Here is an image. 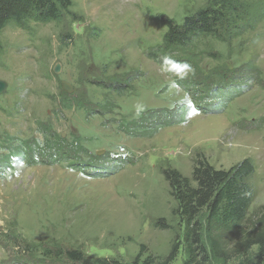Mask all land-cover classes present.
I'll use <instances>...</instances> for the list:
<instances>
[{
  "label": "rangeland",
  "instance_id": "374dc122",
  "mask_svg": "<svg viewBox=\"0 0 264 264\" xmlns=\"http://www.w3.org/2000/svg\"><path fill=\"white\" fill-rule=\"evenodd\" d=\"M72 15L55 23L11 25L0 37V138L41 141L46 128L79 138L91 153L128 160L119 173L89 178L67 165L27 166L0 180V264H52L45 250H79L87 259L136 264L139 254L168 264L180 245L183 224L176 215L163 171L190 178L197 161L229 170L250 159L254 201L237 233H222L225 264H264L258 247L236 250L253 230L264 228V23L234 42L201 39L168 67L150 60L165 29L156 16L181 23L204 8V0H73ZM67 37V38H66ZM176 57V56H175ZM247 64L242 93L220 114L192 111L188 122L157 136L134 138L118 126L148 109H173L191 102L183 83L198 76H226ZM132 78L129 94L108 97L111 78ZM75 97L94 109L112 102L111 113L68 110ZM109 98V100H108ZM160 221H163L161 224ZM182 250L169 264H184ZM60 263L68 264L63 258Z\"/></svg>",
  "mask_w": 264,
  "mask_h": 264
},
{
  "label": "trees",
  "instance_id": "16d2710c",
  "mask_svg": "<svg viewBox=\"0 0 264 264\" xmlns=\"http://www.w3.org/2000/svg\"><path fill=\"white\" fill-rule=\"evenodd\" d=\"M204 1V8L186 16L181 23L165 15L156 16L165 33L160 44L147 51L150 60L168 67L193 63L188 58L179 59L177 54H184L201 39L234 42L256 32L264 23V0ZM73 7V0H0V37L11 25L26 31L31 21L39 24L59 22L72 15ZM249 66L247 64L228 80L226 76L220 78L217 75L189 78L183 83V89L192 92L191 102H181L173 109H148L135 118L122 119L118 126L128 136L150 139L162 130L186 124L192 111L224 113L244 90ZM131 82V77L125 80L111 78L103 90L108 97L122 98L130 93ZM62 106L68 110L113 112L112 102L95 104L92 109L73 96L64 98ZM83 143L79 138H63L48 128L42 131L41 141H18L9 136L0 138V180L7 176L8 171L14 170L15 161L30 167L67 165L96 179L113 176L129 163L126 158L115 157L108 152L102 155L91 153ZM255 172L250 159L229 170H218L206 161H197L190 178L173 168L163 171L176 203L175 213L183 224L182 241L173 247L168 264L178 257L181 250L184 264H225L220 236L225 232H239L246 221L255 198L250 184ZM254 247H258L260 257L264 259V228L253 230L236 250L246 253V249ZM45 251L44 258L53 259L52 264H63L60 263L62 258L68 264H124L107 258L89 260L79 250L58 248ZM141 259L139 254L136 264H155L151 256Z\"/></svg>",
  "mask_w": 264,
  "mask_h": 264
},
{
  "label": "water",
  "instance_id": "95a60500",
  "mask_svg": "<svg viewBox=\"0 0 264 264\" xmlns=\"http://www.w3.org/2000/svg\"><path fill=\"white\" fill-rule=\"evenodd\" d=\"M4 89V83L0 82V92Z\"/></svg>",
  "mask_w": 264,
  "mask_h": 264
}]
</instances>
